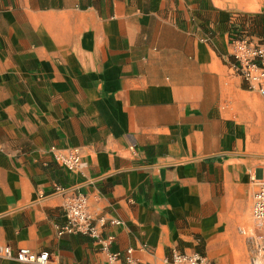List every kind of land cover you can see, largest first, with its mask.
I'll use <instances>...</instances> for the list:
<instances>
[{
  "label": "crops",
  "instance_id": "obj_1",
  "mask_svg": "<svg viewBox=\"0 0 264 264\" xmlns=\"http://www.w3.org/2000/svg\"><path fill=\"white\" fill-rule=\"evenodd\" d=\"M241 34L264 42V0H0V246L49 264H128L129 249L131 264H244L264 96L235 69ZM72 148L79 171L56 158ZM71 194L106 217L109 251L59 234Z\"/></svg>",
  "mask_w": 264,
  "mask_h": 264
},
{
  "label": "built area",
  "instance_id": "obj_2",
  "mask_svg": "<svg viewBox=\"0 0 264 264\" xmlns=\"http://www.w3.org/2000/svg\"><path fill=\"white\" fill-rule=\"evenodd\" d=\"M232 57L235 69L243 78L250 89L257 90L264 96V42H256L248 35L241 34L235 36L232 40ZM58 162L70 171H79L85 163L81 159L80 151L72 148L67 153L56 155ZM57 191H64L57 187ZM66 221L59 225V234H83L102 242L103 249L110 250L115 239L114 235L103 236L101 228L107 224L105 216L94 219L88 212V200L85 194H71L66 196L64 204ZM252 219L256 228L264 226V176L258 184L254 195L252 207ZM111 224H119L117 219H111ZM264 241V234H262ZM259 254L251 260V264H264L263 259L259 257L264 252V243H258ZM132 249L128 250L125 260L131 264ZM0 258H15L19 262L33 264H49L50 254L48 251L36 252L27 247H21L17 250L9 245L0 246ZM118 253L110 252L109 259L112 264L119 260ZM173 264H214L213 261L199 252L173 254Z\"/></svg>",
  "mask_w": 264,
  "mask_h": 264
},
{
  "label": "rangeland",
  "instance_id": "obj_3",
  "mask_svg": "<svg viewBox=\"0 0 264 264\" xmlns=\"http://www.w3.org/2000/svg\"><path fill=\"white\" fill-rule=\"evenodd\" d=\"M262 234H264V226H263V228H257V229H256V236L258 237V242L263 244L264 241H263V239H262V237H261ZM256 247H257V246H256ZM253 248H254V246H253ZM253 248H252V249H253ZM259 249H260L259 247L256 248V250H255V248H254L251 252H248L244 264H251V257H252V255H254L255 253H257L256 256H258V254H259ZM254 250H255L256 252H253ZM259 257H260L261 259H263L262 262H264V252H262L261 255H259ZM214 262H215V261H214ZM215 263H216V262H215ZM239 264H243V263H239Z\"/></svg>",
  "mask_w": 264,
  "mask_h": 264
}]
</instances>
